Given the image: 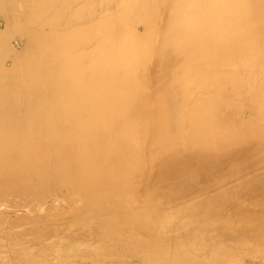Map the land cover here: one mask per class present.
<instances>
[{
  "label": "bare ground",
  "instance_id": "6f19581e",
  "mask_svg": "<svg viewBox=\"0 0 264 264\" xmlns=\"http://www.w3.org/2000/svg\"><path fill=\"white\" fill-rule=\"evenodd\" d=\"M0 264H264V0H0Z\"/></svg>",
  "mask_w": 264,
  "mask_h": 264
}]
</instances>
